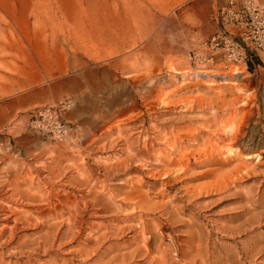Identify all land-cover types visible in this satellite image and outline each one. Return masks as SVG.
Here are the masks:
<instances>
[{"label": "rangeland", "instance_id": "obj_1", "mask_svg": "<svg viewBox=\"0 0 264 264\" xmlns=\"http://www.w3.org/2000/svg\"><path fill=\"white\" fill-rule=\"evenodd\" d=\"M222 1L0 0V264H264V53L189 68Z\"/></svg>", "mask_w": 264, "mask_h": 264}, {"label": "built area", "instance_id": "obj_2", "mask_svg": "<svg viewBox=\"0 0 264 264\" xmlns=\"http://www.w3.org/2000/svg\"><path fill=\"white\" fill-rule=\"evenodd\" d=\"M216 29L202 42L200 50L190 51L191 76L204 70L248 68L264 53V0H223L214 16ZM70 105L60 101L31 112L28 126L41 137L62 140L67 123L62 111Z\"/></svg>", "mask_w": 264, "mask_h": 264}, {"label": "bare ground", "instance_id": "obj_3", "mask_svg": "<svg viewBox=\"0 0 264 264\" xmlns=\"http://www.w3.org/2000/svg\"><path fill=\"white\" fill-rule=\"evenodd\" d=\"M200 75L201 76H207L206 70L200 71ZM250 158H251V156H249V157L247 156V159H250ZM254 158H255V156H254ZM0 206H1V208H3V211L0 214V222L2 224V227L0 229V236H2L5 232H9V238L11 240H13L14 236H15L14 233L18 229H28L32 225L33 222L31 221V219H29V216H26V217L17 216V214L15 213L14 210H12L11 207L7 206L6 204H4L2 202H0ZM41 224H43V223H39L37 221L35 223V225H41ZM46 237L48 239L49 235H46ZM47 239L43 240V242H42L43 246H44V244L47 243ZM6 242H8V241H6Z\"/></svg>", "mask_w": 264, "mask_h": 264}, {"label": "crops", "instance_id": "obj_4", "mask_svg": "<svg viewBox=\"0 0 264 264\" xmlns=\"http://www.w3.org/2000/svg\"><path fill=\"white\" fill-rule=\"evenodd\" d=\"M254 60H258V58H255ZM253 63V61L251 62V64Z\"/></svg>", "mask_w": 264, "mask_h": 264}]
</instances>
